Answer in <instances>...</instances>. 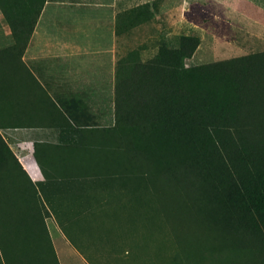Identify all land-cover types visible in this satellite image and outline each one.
I'll use <instances>...</instances> for the list:
<instances>
[{"label": "trees", "instance_id": "16d2710c", "mask_svg": "<svg viewBox=\"0 0 264 264\" xmlns=\"http://www.w3.org/2000/svg\"><path fill=\"white\" fill-rule=\"evenodd\" d=\"M43 2L0 0L19 55ZM197 45V36L181 35L178 46L150 58L128 53L115 72L113 124L82 128V143L115 149L148 172L156 168L187 196L192 213L214 216L238 234L223 264H264V51L186 66ZM13 165L24 176L21 164ZM21 201L33 241L14 234L10 249L0 234V264H59L38 203ZM39 218L47 245L38 239Z\"/></svg>", "mask_w": 264, "mask_h": 264}, {"label": "rangeland", "instance_id": "374dc122", "mask_svg": "<svg viewBox=\"0 0 264 264\" xmlns=\"http://www.w3.org/2000/svg\"><path fill=\"white\" fill-rule=\"evenodd\" d=\"M103 1L112 3L117 27L123 28L122 41L118 39L122 54L127 49L147 59L162 46H178L181 35L198 37L194 52L184 60L186 66L264 51V0ZM1 139V148L5 149L8 145ZM63 142L64 151L47 153L50 164H55L56 158L58 164H92L95 168L89 171L97 172L100 178L99 193L88 202L76 204V227L85 231L76 233L78 238L65 233L76 248L83 251L81 245L88 242L94 246L92 252L112 260V264H223L219 258H226L229 246L239 235L223 228L214 216L210 219L207 213H192L187 196L160 179L156 168L148 172L115 149L84 144L78 133L74 139L66 136ZM11 156L15 158L13 153ZM27 160L29 157L24 163ZM112 173L120 176L110 178ZM19 178L24 181L22 173ZM9 188L1 179L0 234L12 249L18 239L31 240L32 233L21 215L26 213L23 201L12 199ZM36 203L45 221L48 211L42 202L41 207ZM41 219L34 224L42 232L38 236L40 245H47Z\"/></svg>", "mask_w": 264, "mask_h": 264}, {"label": "crops", "instance_id": "0c3cea01", "mask_svg": "<svg viewBox=\"0 0 264 264\" xmlns=\"http://www.w3.org/2000/svg\"><path fill=\"white\" fill-rule=\"evenodd\" d=\"M111 5L103 0H44L20 55L0 8V171L8 179L0 174V180L10 186L12 199L44 205L59 264H112L92 252L88 242L80 251L65 234L85 231L76 227V204L99 193L97 172L89 171L94 166L58 164L57 158L50 164L46 156L64 151L66 136L74 139L78 133L82 138V128L113 124L115 72L129 51L122 54V43L118 49L123 28L117 27ZM12 6L24 8L16 2ZM1 138L15 158L1 148ZM26 157L30 161L24 163ZM16 160L25 183L19 178L23 172L13 165Z\"/></svg>", "mask_w": 264, "mask_h": 264}]
</instances>
